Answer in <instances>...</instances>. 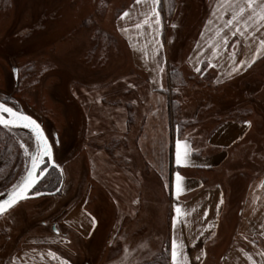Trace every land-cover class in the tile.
I'll return each mask as SVG.
<instances>
[{
    "label": "crops",
    "instance_id": "0c3cea01",
    "mask_svg": "<svg viewBox=\"0 0 264 264\" xmlns=\"http://www.w3.org/2000/svg\"><path fill=\"white\" fill-rule=\"evenodd\" d=\"M164 1L153 5L152 0H132L115 22L120 56L116 65L105 68L113 74L108 87L96 94L84 92L87 101L81 99L82 92L74 91L87 121L85 139L119 133L109 141L125 140L127 147L126 137L136 127L137 160L145 169L135 174L120 168L113 160L116 152L111 154L106 147L90 155L92 177L101 191L79 198L70 212L56 221L87 242L96 237L105 220L104 251L110 248L116 252L111 263L147 264L167 245L168 264H172L175 240L189 264H264V177L252 174L237 197L228 177L220 175L227 162L242 153L254 129L252 117L249 127L245 122L224 121L223 116L228 117L240 108L239 103L256 96V87L250 91L248 80L264 63V50L250 67L245 65L236 72L232 68L241 58L251 59L259 39L264 38V21L256 23L255 31L245 27L246 15L238 24L234 21L233 26H226L233 8L225 0H205V10L199 5L201 0H176L175 16L167 29L171 44L167 40L162 44L157 17L153 14L147 24L143 21L155 7L165 38L167 16L160 11ZM124 12L128 15L121 18ZM236 26L244 35H232ZM172 67L187 77L207 73L211 79L209 83L190 80V85L179 91L181 119L197 122L181 135L173 131L169 95L165 93ZM123 96H132L133 103L120 102ZM128 104L134 111L132 124ZM89 105L90 111H86ZM177 140L182 142V151L187 142L189 151L181 165L176 164ZM177 172L183 177L179 194ZM90 206L96 207V213ZM89 214L96 218L95 226ZM197 256H201L200 261Z\"/></svg>",
    "mask_w": 264,
    "mask_h": 264
},
{
    "label": "rangeland",
    "instance_id": "374dc122",
    "mask_svg": "<svg viewBox=\"0 0 264 264\" xmlns=\"http://www.w3.org/2000/svg\"><path fill=\"white\" fill-rule=\"evenodd\" d=\"M101 2L103 1L0 0V99L11 100L8 101L10 104L22 107L26 114L42 125L63 177L59 193L20 202L5 214L6 232L0 234V256L3 259L11 257L14 264H63L64 261L68 264H135L110 262V257L116 252L110 248H105L104 251L105 229H102L99 236L86 242L81 236L76 238L71 229L56 221L67 215L72 203L79 198L91 191H101L92 177L89 156L104 151L109 140L120 135L118 133L112 137L96 139L88 137L86 140L87 121L74 97V91L82 92L83 99L84 92L96 94L107 88L113 74L110 75L105 70L114 62H119L120 54L117 53L120 51V43L116 38L115 22L132 0H110L104 9L100 8ZM160 2L161 0L159 4ZM199 5L205 10V0H201ZM174 16L175 13L165 22L167 38L163 37L164 24L160 21L162 44L164 40L169 41L167 29ZM89 18L92 20L89 26L82 27ZM96 31L99 33L95 37L101 41L95 53L91 54L96 43L92 41ZM105 34L113 42L111 46L108 43L106 51H103L105 43L102 40ZM169 43L171 44V39ZM29 68H33L35 72L29 76V80L33 83L38 75V83L26 85L20 90L17 87L19 73L22 74ZM14 69L19 71H13ZM251 75L253 79L248 80V88L251 91L256 87V96L250 98V101L239 103L241 106L237 110H250L246 120L252 117L254 129L246 146L241 149L242 153L231 158L227 162V168L220 173L221 176L228 177L237 197L244 191L246 179L254 175L264 177V63ZM184 76L187 77L185 74ZM199 79L201 77L196 76L192 83H200ZM204 80L209 83L210 76H205ZM189 83L190 81L185 88ZM84 99L87 101L88 97L85 96ZM119 100L133 103L132 96L119 97ZM237 102L236 100L234 104ZM87 109L90 111V105L86 111ZM226 115L223 116L224 119H228ZM213 123L216 124L215 120ZM132 129L127 137L121 136L127 138L129 146H117L113 160L120 168L139 174L145 166L137 160V129ZM9 131L17 140L12 138L9 144L6 143L7 139L0 140L1 193L17 183L28 167L29 158L19 142H23L29 151L34 148V140L29 134L19 129ZM16 144L22 155L21 159L17 155ZM9 161L12 166L6 174L1 168L8 165ZM56 179L55 173L51 180ZM11 180L15 181L11 184ZM89 208L95 212V206ZM52 222L57 225L56 228L54 226L55 230ZM56 230H59L58 234ZM49 252L56 255L50 256Z\"/></svg>",
    "mask_w": 264,
    "mask_h": 264
},
{
    "label": "snow or ice",
    "instance_id": "6c2138e0",
    "mask_svg": "<svg viewBox=\"0 0 264 264\" xmlns=\"http://www.w3.org/2000/svg\"><path fill=\"white\" fill-rule=\"evenodd\" d=\"M137 3H140L141 0H136ZM159 0H152V4L155 5ZM225 2L229 5V7L233 8L231 19L226 20V26H233V22L236 21L237 24L239 20L244 19L245 15L247 16V21L245 23V27H252L255 31L256 23L260 21H264V0H225ZM155 15L157 17L156 23L159 24L160 21L158 19L159 13L156 11L155 7L150 9L149 13L145 14V19L143 21L144 24L148 23V16ZM128 13L124 12L122 17L127 16ZM211 23V21H210ZM135 27L140 28L141 24H136ZM175 27V25H173ZM221 31H223L221 29ZM239 32L241 35H244V32L236 26L235 31L232 32V35H236ZM224 43L227 44V36L225 35ZM259 47H256L254 53L250 60H246L241 58L237 62H235L232 71L236 72L240 68L245 65L251 66L252 63L255 62L256 57L264 50V38L259 39L258 41ZM162 47V45H161ZM13 71L18 72V69H14ZM162 72L163 69L161 68ZM197 72L200 71L199 68L196 69ZM245 124L249 127L251 126V121L246 120ZM0 126L5 129H13V128H24L30 130L31 134H33L35 139V150L29 151V148L24 145L23 142L20 143V147L24 150V154L30 159V167L26 169L25 174L21 178L18 183L11 185V191L8 193L6 199H0V216L8 213L10 209L14 208L21 200H25L28 198L29 192L33 189L34 185L39 180V174L37 169L41 164L45 163V158H52L53 151L52 145L49 144L48 138L45 136L44 130L40 123L36 119H34L31 115L26 114L22 110L18 109L14 104L13 106H9L8 99H0ZM181 141H176V164L181 165L186 162V158L189 155L187 142L185 143V147L182 151L181 149ZM54 167H59V165L54 164ZM44 168H40V173L44 172ZM183 177L179 172L176 173V192L182 190L181 182ZM35 195L39 196L41 193L39 191H35ZM135 202V201H134ZM223 199L220 200V204H223ZM180 207H176V213L180 214ZM91 219V224L95 226L97 224V220L94 216L89 214ZM58 231V230H57ZM128 249L125 248V252ZM48 255L55 256L56 254L53 252H49ZM201 255H206L205 253H201ZM249 259H252L250 256ZM197 261L201 260V256H197L195 258ZM171 262L172 264H189L187 256L183 255L182 251H178V245L175 240L172 241L171 245ZM63 264H68L67 261H64ZM255 264V262H254Z\"/></svg>",
    "mask_w": 264,
    "mask_h": 264
},
{
    "label": "trees",
    "instance_id": "16d2710c",
    "mask_svg": "<svg viewBox=\"0 0 264 264\" xmlns=\"http://www.w3.org/2000/svg\"><path fill=\"white\" fill-rule=\"evenodd\" d=\"M103 2H101V9H104L107 5V3L110 0H102ZM163 10L168 18H171L176 10V0H165L164 3L162 2L160 5V11L161 14L163 13ZM90 19V18H89ZM85 20L82 27L89 26V23H91V19L89 20ZM99 32H95L93 34V38L92 41L96 42L95 46H93V51L91 52V54L95 53V50H97V46H99V42L101 41L98 40V37L96 34H98ZM103 43H105V46H102L103 51H106L108 43L109 46L112 45L113 39H111V37L109 38L107 36V34L104 35L103 37ZM102 51V50H101ZM206 69V66L204 67ZM203 69V71L205 70ZM31 73V74H30ZM34 69L33 68H29L26 71H24L22 74L21 72L19 73V78H18V82H17V87L18 89H22L23 87H25L26 85H34L38 83V75L36 76V78H34V82L32 83V81H30V77L34 74ZM205 76H210L209 74H204L203 77H201L200 83H207L204 78ZM194 78H196V76H191V77H185L183 72L181 70H179L176 67H172L169 73V89L167 91H165V93H167L169 95V108H170V120L172 123V127H173V131L175 133H177L178 135H181L182 132L184 131V129H186L189 126H192L194 124H196V121H184L181 119V101L178 99V92L185 88L187 86V83L190 80H194ZM128 110H129V123L132 124L134 121V111L132 109V106L130 104H128ZM250 110H234L231 111L228 115V120H233L237 123H243L246 121V119L248 118V116L250 115ZM202 114V113H201ZM226 119H224L225 121ZM0 136H3L2 138L0 137V140H5L7 139V144H9L11 142V139L15 138V136L12 134V132H10L9 130L2 128L0 126ZM17 140V139H16ZM119 145H126V141L125 140H112L111 142H109L106 145V149L109 153L114 154L115 150L117 148V146ZM16 150H17V155L20 156V159L22 157V155H20V151H19V147L17 146V144L15 145ZM12 161V160H10ZM8 163V165L4 166L3 168H1L2 171H5L6 174L7 172H10V167L12 166V162ZM56 173V175L59 173L58 171H51V173L49 174V177H52L54 174ZM11 179V178H9ZM15 181V180H14ZM13 180H11V184L14 182ZM61 181V177L59 178V182ZM147 264H168V246L166 245L165 249H163V251H161L152 261L148 262Z\"/></svg>",
    "mask_w": 264,
    "mask_h": 264
},
{
    "label": "flooded vegetation",
    "instance_id": "af4514ba",
    "mask_svg": "<svg viewBox=\"0 0 264 264\" xmlns=\"http://www.w3.org/2000/svg\"><path fill=\"white\" fill-rule=\"evenodd\" d=\"M16 78V76H15ZM4 99V98H2ZM9 101V100H8ZM11 101V100H10ZM9 101V102H10ZM15 105V104H14ZM9 106H13V104H10L9 103ZM16 106V105H15ZM17 107V106H16ZM18 109L22 110L24 112V109L22 107H17ZM35 119V118H34ZM39 123V122H38ZM42 126V125H41ZM2 127V126H1ZM3 128V127H2ZM14 129V128H13ZM12 129V130H13ZM34 148H35V144H34ZM34 148H33V151H34ZM49 163H48V160L46 159L45 160V163L41 166V168H44L46 169L48 167ZM58 171L59 173L56 175L57 176V179L56 181L55 180H51L52 177H49V174L51 173V171ZM48 175L45 177V179L39 183L37 185V187L31 192V194H34L35 191H39V192H48V193H52L53 191L57 190L58 188L61 187V181L63 179L62 175H61V172L58 170V169H52ZM39 174H40V170H39ZM61 177V181L59 182V178ZM9 189V188H8ZM61 191V190H60ZM1 193V192H0ZM26 201V200H25ZM23 202V201H22ZM20 204V203H19ZM18 205V204H17ZM16 205V206H17ZM15 208V207H14ZM12 210V209H11ZM10 212V211H9ZM7 214V213H5ZM5 214L0 216V234H5L6 230L4 229V225H6V222L5 221L7 219V217H5ZM52 226H53V229H54V226L56 228V224L52 222ZM55 230V229H54ZM57 232V234L59 233V230L55 231ZM11 258V257H10ZM10 258H6V259H3V257L0 256V264H14L12 263V261L10 260Z\"/></svg>",
    "mask_w": 264,
    "mask_h": 264
},
{
    "label": "water",
    "instance_id": "95a60500",
    "mask_svg": "<svg viewBox=\"0 0 264 264\" xmlns=\"http://www.w3.org/2000/svg\"><path fill=\"white\" fill-rule=\"evenodd\" d=\"M16 77H17V75H16ZM42 128H43V127H42ZM14 129H19V130H22V131L26 132L27 134H29V135L33 138V140H34V144H35L34 136H33V134H31L30 130H28V129H24V128H14ZM43 130H44V129H43ZM44 133H45V131H44ZM45 136L47 137L46 133H45ZM47 138H48V137H47ZM48 142H49V144H51L50 141H49V139H48ZM34 150H35V148H34ZM52 151H53V148H52ZM46 159L48 160V163H49L48 167L45 169L44 172H42V173L39 174V170H40V168H41V166H42L43 164H41V165L39 166V168L37 169V172H38L40 178H39V180L37 181V183L34 185L33 189L30 190L29 195H28V198L25 199V200L35 199V198H39V197L46 196V195H54V194H57V193L60 192V190H61V188H62V185H61L60 188H58L57 190L53 191L52 193H48V192H40L41 195H39V196H37V195H35V194H31V192L37 187V185H38L39 183H41V182L45 179V177L48 175V173H49L52 169H58L59 171H61V168H60V167H54V166H53L54 164H56V163H55V160H54V153H53L52 158H45V160H46ZM56 165H57V164H56ZM29 167H30V159H29V164H28V167H27V168H29ZM24 174H25V173H24ZM22 177H23V176H22ZM22 177H21V178H22ZM20 180H21V179H20ZM20 180H19V181H20ZM19 181H17V183H18ZM10 191H11V187H10L9 189H7L6 191H4L3 193L0 194V199H6L8 193H9ZM25 200H21L20 202L25 201ZM20 202H19V203H20ZM19 203H18V204H19ZM12 209H13V208H12ZM10 210H11V209H10ZM10 210H9V211H10Z\"/></svg>",
    "mask_w": 264,
    "mask_h": 264
},
{
    "label": "bare ground",
    "instance_id": "6f19581e",
    "mask_svg": "<svg viewBox=\"0 0 264 264\" xmlns=\"http://www.w3.org/2000/svg\"><path fill=\"white\" fill-rule=\"evenodd\" d=\"M105 226H106V221H105V220L101 221L100 229H99L98 233L96 234V237H97V235L99 236V235L101 234V231H102V229H105ZM99 232H100V233H99ZM225 233H226V230L223 231V235H224Z\"/></svg>",
    "mask_w": 264,
    "mask_h": 264
}]
</instances>
